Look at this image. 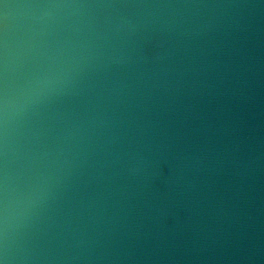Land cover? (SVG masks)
Instances as JSON below:
<instances>
[{
    "label": "clouds",
    "instance_id": "obj_1",
    "mask_svg": "<svg viewBox=\"0 0 264 264\" xmlns=\"http://www.w3.org/2000/svg\"><path fill=\"white\" fill-rule=\"evenodd\" d=\"M0 264H264V0H0Z\"/></svg>",
    "mask_w": 264,
    "mask_h": 264
}]
</instances>
